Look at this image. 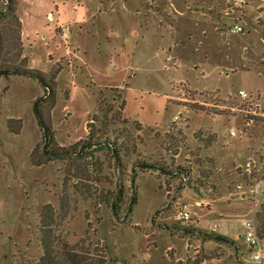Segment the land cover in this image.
Instances as JSON below:
<instances>
[{"label":"rangeland","instance_id":"rangeland-1","mask_svg":"<svg viewBox=\"0 0 264 264\" xmlns=\"http://www.w3.org/2000/svg\"><path fill=\"white\" fill-rule=\"evenodd\" d=\"M172 1L14 0L0 62L56 90L0 76V264L37 260L47 226L106 264H264L242 225L254 216L264 241V121L211 106L239 90L264 103V1L225 0L234 13L211 17ZM47 12L76 55L55 48ZM179 205L196 214L177 219Z\"/></svg>","mask_w":264,"mask_h":264},{"label":"trees","instance_id":"trees-1","mask_svg":"<svg viewBox=\"0 0 264 264\" xmlns=\"http://www.w3.org/2000/svg\"><path fill=\"white\" fill-rule=\"evenodd\" d=\"M14 0H0V44H2V27L1 20H4L10 13H13ZM19 23V20L15 18ZM13 58V57H11ZM58 71L55 70L54 73L49 77L51 82H55ZM12 74H18L22 76H30L41 81L43 85L47 88V95L49 92L53 93L55 89L50 84L45 81L42 75H38L27 70L19 68L14 62L4 61L0 62V76L8 77ZM49 89V90H48ZM43 99V98H41ZM121 107L124 108V101L121 102ZM34 113L37 117L38 124L43 128L44 137L46 139V144L52 140V135L50 134V129L43 122L42 115L38 109V101L33 106ZM140 124V123H139ZM96 141L89 142V144L95 145ZM146 163H142L144 165ZM150 168H157L154 164L147 165ZM167 174H170L166 170ZM135 197H133L134 202ZM46 228V225H43ZM46 230L48 233L44 234L41 238L42 253L39 255L38 259L31 264H106V258L104 252L101 249L90 248L86 245L84 240H79L77 242L71 243L66 240V238L58 234L57 237L53 236V230L51 227L47 226ZM211 239L217 241H227V237L219 234H213Z\"/></svg>","mask_w":264,"mask_h":264},{"label":"built area","instance_id":"built-area-1","mask_svg":"<svg viewBox=\"0 0 264 264\" xmlns=\"http://www.w3.org/2000/svg\"><path fill=\"white\" fill-rule=\"evenodd\" d=\"M46 19L49 22L55 23V35L58 39V45L62 44L67 54H75V51L71 48L68 41L69 33L68 27L60 24L51 12H47ZM243 27L239 24H235L230 28L233 33H242ZM57 45V46H58ZM201 105H204L201 104ZM218 108L221 111L228 112L229 114L240 113L243 117L244 125L246 127L252 126L256 121H264V103L259 104L257 101L250 100L245 90H239L235 97H218L216 101L211 105ZM235 131L230 130V135L235 136ZM249 166V164H247ZM259 184L256 183L254 190H258ZM195 211H191L186 205L176 206V218L187 221L190 220ZM242 225L245 229L243 234V242L248 247L249 252L254 260L264 259V241L263 235L257 229L254 216L249 219H244Z\"/></svg>","mask_w":264,"mask_h":264},{"label":"crops","instance_id":"crops-1","mask_svg":"<svg viewBox=\"0 0 264 264\" xmlns=\"http://www.w3.org/2000/svg\"><path fill=\"white\" fill-rule=\"evenodd\" d=\"M261 1H264V0H260V2ZM178 3L184 4V5L182 7H179ZM170 5H171V8H173L178 15H183L184 12H186V13L200 12V14H202V15L208 14L210 17L212 16L213 13H216L218 16H219V14H222V13L224 15H229L230 13H234V9H237V7L234 5L233 7L231 6V8H229L227 10L226 8H228V7H227V3L225 0H223V1H218V0H192V1L191 0H177L176 2L172 1ZM261 6H263V5H261V4L258 5V8H260ZM92 19H93V17L91 18V20ZM58 22L62 25L65 24V23L61 22L59 19H58ZM24 24H25V22L22 21V25H24ZM79 28L81 29L80 26H79ZM55 33H56V31H55V26H54V33L51 36L52 40L54 38H55V40H57V36H54ZM91 33L93 36H95L96 33H98V31L97 30H91ZM22 35H24V30L22 31ZM69 37H70V35H69ZM71 40H72V38H71ZM69 43H70V46L75 45L73 40H72V42L70 41ZM56 45H58V43H55V48H58V50H59L61 44H59L58 46H56ZM72 46H71V48L73 49ZM63 50H64V47H63ZM63 52H64L63 56L65 58H66V56H70V55H67V53H65V50ZM50 53H53V51L50 50L47 54H50ZM59 59H60V57L57 56L56 60H59ZM59 71H58V73H59ZM56 79H57V77H56Z\"/></svg>","mask_w":264,"mask_h":264}]
</instances>
